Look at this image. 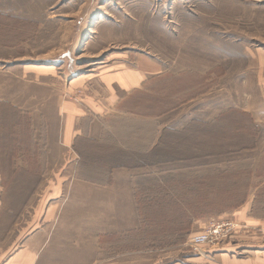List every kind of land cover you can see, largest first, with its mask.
I'll return each instance as SVG.
<instances>
[{
  "label": "crops",
  "instance_id": "1",
  "mask_svg": "<svg viewBox=\"0 0 264 264\" xmlns=\"http://www.w3.org/2000/svg\"><path fill=\"white\" fill-rule=\"evenodd\" d=\"M132 58L92 75L67 70L56 97L46 80L23 100L21 43H0V138L7 136L4 115L12 106L28 116V123L14 125V137L33 138L34 147L44 139L62 155L63 175L68 169L67 176L31 178L26 175L38 167L22 161L26 150L9 163L0 158V264H264V220L249 216L245 201L209 212L201 193L214 184L188 179L191 166L154 155L165 134L180 133L176 120L150 115L151 75L166 66L143 53ZM25 72L52 76L42 66ZM222 213L238 225L226 244L206 248L207 257L166 261L164 251L180 249L182 218L197 225ZM167 219L179 227H167ZM250 230L262 236L245 239Z\"/></svg>",
  "mask_w": 264,
  "mask_h": 264
},
{
  "label": "rangeland",
  "instance_id": "2",
  "mask_svg": "<svg viewBox=\"0 0 264 264\" xmlns=\"http://www.w3.org/2000/svg\"><path fill=\"white\" fill-rule=\"evenodd\" d=\"M14 41L21 43L23 100L35 92L34 83L46 80L56 97L70 69L92 75L113 60L132 61L137 53L165 64L151 75L150 115L176 120L180 133L165 134L154 155L191 166L188 179L214 184L201 193L209 212L245 201L248 215L264 220V0H0V43ZM27 66H42L52 76L36 78L25 72ZM6 108L10 128L0 138V158L9 163L26 150L22 161L38 167L26 176H67L62 155L52 153L44 139L34 147L33 138L14 137V125L28 123V116ZM221 215L198 219L197 225L182 218L180 249L164 251L166 261L196 255L189 237L211 223L230 227L213 248L226 244L238 225ZM169 225L179 227L177 220L167 219ZM245 234V239L262 236Z\"/></svg>",
  "mask_w": 264,
  "mask_h": 264
},
{
  "label": "built area",
  "instance_id": "3",
  "mask_svg": "<svg viewBox=\"0 0 264 264\" xmlns=\"http://www.w3.org/2000/svg\"><path fill=\"white\" fill-rule=\"evenodd\" d=\"M229 226L224 223H211L206 226L202 231L194 233L189 237V246L198 255H204L207 257L209 252L206 250V246L216 247L227 236Z\"/></svg>",
  "mask_w": 264,
  "mask_h": 264
}]
</instances>
